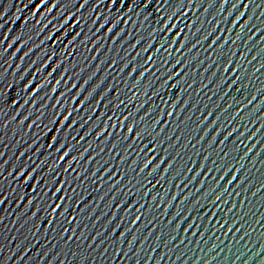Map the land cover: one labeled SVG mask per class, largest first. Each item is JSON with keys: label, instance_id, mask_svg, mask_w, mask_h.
I'll use <instances>...</instances> for the list:
<instances>
[{"label": "snow or ice", "instance_id": "snow-or-ice-1", "mask_svg": "<svg viewBox=\"0 0 264 264\" xmlns=\"http://www.w3.org/2000/svg\"><path fill=\"white\" fill-rule=\"evenodd\" d=\"M21 2L0 264H264V0Z\"/></svg>", "mask_w": 264, "mask_h": 264}, {"label": "water", "instance_id": "water-1", "mask_svg": "<svg viewBox=\"0 0 264 264\" xmlns=\"http://www.w3.org/2000/svg\"><path fill=\"white\" fill-rule=\"evenodd\" d=\"M15 2H16L19 6L23 7V3L21 2V0H15ZM25 2H26V0H25ZM34 2H35V0H34ZM54 2H55V0H53V3H54ZM4 6H5V7L8 6V0H5V5H4ZM37 7H39V5H37ZM49 7H51V5H49ZM129 7H131V5H129ZM35 11H36V8H32V11H31V12H29L28 9L25 8V9H24L23 19L19 20V21L16 22V23H10V24H8L7 27H8V28H15V30H16V34H17V35H19V34L21 33V31H28V30H30V28H31V23H30V21H32V20H39V19H40L39 16H33V13H34ZM45 11H47V10H45ZM57 11H59V9H58ZM105 11H106V10H105ZM124 11H127V9H125ZM11 12H12V16L10 17V19L14 18L16 15H20V13H17L15 9H12ZM85 15H87V14H85ZM160 15H164V13L161 12ZM49 19H51V14H49ZM79 19H80V17L77 16V20H79ZM152 19H155V17L153 16ZM178 21H179V18H177V21H173V23H176V22H178ZM25 22H29V29H25V27H24ZM46 22H47V21H45V23H46ZM75 23H76V21H72V23L68 25V29H71ZM37 27H40V25H37ZM109 27H111V25H109ZM120 27H126V25H121ZM68 29H66L65 31H67ZM75 31H79V29L77 28V29H75ZM60 35H61V36H64V32H61ZM166 35H168V34H166ZM42 38H43V36H41V39H42ZM68 39H70V37H68ZM52 46L54 47V46H56V45H52ZM157 46H159V45H157ZM10 51H11V50H10ZM18 55H19V54H18ZM41 83H43V81H41ZM45 171H47V169H45ZM29 191H31V190L29 189ZM10 247H11V246H10ZM29 254H30V253H29ZM10 264H11V262H10Z\"/></svg>", "mask_w": 264, "mask_h": 264}]
</instances>
